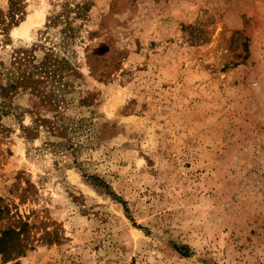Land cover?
<instances>
[{"label": "rangeland", "instance_id": "1", "mask_svg": "<svg viewBox=\"0 0 264 264\" xmlns=\"http://www.w3.org/2000/svg\"><path fill=\"white\" fill-rule=\"evenodd\" d=\"M23 4L0 87L49 53L58 106L0 97V264H264V0Z\"/></svg>", "mask_w": 264, "mask_h": 264}, {"label": "trees", "instance_id": "2", "mask_svg": "<svg viewBox=\"0 0 264 264\" xmlns=\"http://www.w3.org/2000/svg\"><path fill=\"white\" fill-rule=\"evenodd\" d=\"M8 8H7V13L8 17L10 19L6 22L4 19H0V29H6L7 27H10V25H16L19 21V19L22 18L24 15V4L23 0H8ZM1 12V11H0ZM1 14V13H0ZM1 17V16H0ZM18 17V18H16ZM24 53V52H23ZM35 60L34 55H30L29 52H25L23 56L18 55L16 57L15 62H18L21 71L18 73L17 80L9 87H0V97L5 99L7 95L14 89L16 86H22L24 88L30 89L31 94L33 97H31L32 100V106H36L37 104L47 107L48 109H56L57 111V101L52 98V94L48 92H44L41 87H36L34 84L36 83H41L42 79H39L36 81L34 79V76L39 73H44L45 77L53 76L56 73V66L59 63L57 58H52L51 54L46 53L39 61L38 64H32ZM43 77V76H42ZM38 97L37 100L34 101V98ZM3 102V101H1ZM46 104V105H45ZM4 104L0 103V108ZM4 111V109H3ZM2 109H0V115L3 112ZM57 114V113H56ZM58 116V115H57ZM58 118H61V114H59ZM57 122V121H56ZM55 123V122H54ZM54 127V125L52 126ZM60 128V131H59ZM31 129V128H30ZM32 129H35L32 127ZM55 130L57 131V135L59 136H64L66 137L67 135V127L63 125H58L57 129L54 127ZM52 130V129H51ZM31 131V130H29ZM73 146V145H72ZM71 146V147H72ZM73 148V147H72ZM120 202L124 203V201L120 200ZM26 222H23V225H25ZM22 225V226H23ZM22 230V227H20L17 231L15 228H7L2 231V234L0 235V258H3L4 261L7 260L10 256V254H16L21 253L22 250L20 249V244L16 242V238L14 235L18 234V232ZM15 238V241H14ZM11 243L10 249L7 247L8 243ZM18 245V246H17ZM17 246V247H16ZM14 251V252H12Z\"/></svg>", "mask_w": 264, "mask_h": 264}, {"label": "bare ground", "instance_id": "3", "mask_svg": "<svg viewBox=\"0 0 264 264\" xmlns=\"http://www.w3.org/2000/svg\"><path fill=\"white\" fill-rule=\"evenodd\" d=\"M32 17H33V15L28 16V18L17 28V30L15 32H17V31L18 32H25L28 29L29 25L32 22H35L32 20Z\"/></svg>", "mask_w": 264, "mask_h": 264}]
</instances>
